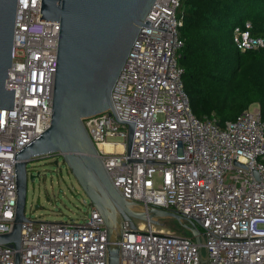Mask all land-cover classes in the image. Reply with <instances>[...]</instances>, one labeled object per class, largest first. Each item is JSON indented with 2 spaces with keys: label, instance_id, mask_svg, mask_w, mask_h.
Listing matches in <instances>:
<instances>
[{
  "label": "built area",
  "instance_id": "1",
  "mask_svg": "<svg viewBox=\"0 0 264 264\" xmlns=\"http://www.w3.org/2000/svg\"><path fill=\"white\" fill-rule=\"evenodd\" d=\"M183 1L156 0L114 86V114L83 122L121 195L199 220L203 243L124 221L119 264H201V249L207 264H264V120L258 104L225 126L194 114L179 62ZM41 8L42 0H18L6 79L14 110H0V235L16 216L17 154L52 121L60 23L40 20ZM250 28L234 30L242 52L264 49V34ZM21 237L19 251L0 244V264H15L17 252L20 264H109L105 220L93 206L83 221L29 219Z\"/></svg>",
  "mask_w": 264,
  "mask_h": 264
},
{
  "label": "water",
  "instance_id": "2",
  "mask_svg": "<svg viewBox=\"0 0 264 264\" xmlns=\"http://www.w3.org/2000/svg\"><path fill=\"white\" fill-rule=\"evenodd\" d=\"M156 0H42V21L60 23L57 68L50 127L17 154V209L13 230L0 235V244L21 249L22 225L28 222L29 173L34 160L59 156L66 163L90 204L101 214L107 229L109 264H119V237L123 223L134 220L160 224L174 219L197 244L203 243L199 220L173 210L145 209L129 201L113 185L83 120L110 111L112 92L133 44ZM18 0H0V110H14L15 89L6 88L12 52ZM130 127L129 147L134 125ZM58 164V162H56ZM20 252L15 264H20ZM201 264L207 257L201 249Z\"/></svg>",
  "mask_w": 264,
  "mask_h": 264
},
{
  "label": "trees",
  "instance_id": "3",
  "mask_svg": "<svg viewBox=\"0 0 264 264\" xmlns=\"http://www.w3.org/2000/svg\"><path fill=\"white\" fill-rule=\"evenodd\" d=\"M180 12L179 62L194 114L225 126L258 104L264 120V49L242 52L234 42L235 28L246 22L252 36H263L264 0H184Z\"/></svg>",
  "mask_w": 264,
  "mask_h": 264
},
{
  "label": "rangeland",
  "instance_id": "4",
  "mask_svg": "<svg viewBox=\"0 0 264 264\" xmlns=\"http://www.w3.org/2000/svg\"><path fill=\"white\" fill-rule=\"evenodd\" d=\"M254 105V104H253ZM123 143L120 138L111 140ZM58 162V164H56ZM36 179L29 182L26 217L33 221L76 222L83 221L91 210V204L66 163L59 156L40 158L28 166ZM160 224L146 223L157 231L184 233L174 219H158ZM173 222V223H172ZM205 254V251H204Z\"/></svg>",
  "mask_w": 264,
  "mask_h": 264
},
{
  "label": "bare ground",
  "instance_id": "5",
  "mask_svg": "<svg viewBox=\"0 0 264 264\" xmlns=\"http://www.w3.org/2000/svg\"><path fill=\"white\" fill-rule=\"evenodd\" d=\"M101 148H102V149H105V150H107V151H111V150L115 149L111 144H108V143L103 144V145L101 146ZM117 149L121 151V147H118Z\"/></svg>",
  "mask_w": 264,
  "mask_h": 264
}]
</instances>
